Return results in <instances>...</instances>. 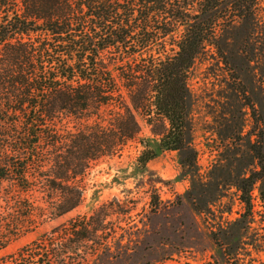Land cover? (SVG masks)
Instances as JSON below:
<instances>
[{
    "label": "trees",
    "instance_id": "1",
    "mask_svg": "<svg viewBox=\"0 0 264 264\" xmlns=\"http://www.w3.org/2000/svg\"><path fill=\"white\" fill-rule=\"evenodd\" d=\"M259 2L0 0V252L79 208L80 178L134 142L143 147L140 170L167 151L188 156L183 168L196 167L187 142L194 67L217 48L221 27L249 21ZM70 121L78 126L68 128ZM263 181L252 175L236 184L241 246L254 234L252 195L257 189L264 203ZM109 208L0 264H89L105 246ZM252 241L259 253V239ZM238 252L225 247L229 264H242Z\"/></svg>",
    "mask_w": 264,
    "mask_h": 264
},
{
    "label": "rangeland",
    "instance_id": "2",
    "mask_svg": "<svg viewBox=\"0 0 264 264\" xmlns=\"http://www.w3.org/2000/svg\"><path fill=\"white\" fill-rule=\"evenodd\" d=\"M253 12L247 22L223 25L217 48H207L194 67L187 142L196 167L183 168L188 156L167 151L140 170L136 160L143 147L134 142L93 163L80 178L79 208L12 243L0 259L109 205L105 246L89 264H229L225 247L239 251L242 264H263L264 203L257 189L255 230L247 236L242 230L245 245L238 244L240 231L233 225L244 212L236 184L252 175L264 178V139L258 138H264V0ZM67 126L75 129L78 122ZM142 127V137L150 138V129ZM257 187L264 195V181ZM253 237L259 253L249 245Z\"/></svg>",
    "mask_w": 264,
    "mask_h": 264
}]
</instances>
